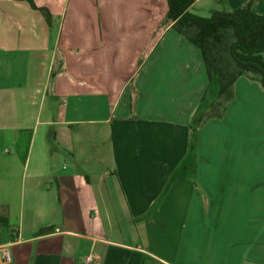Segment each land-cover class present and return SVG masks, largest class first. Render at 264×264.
<instances>
[{"label": "crops", "instance_id": "0c3cea01", "mask_svg": "<svg viewBox=\"0 0 264 264\" xmlns=\"http://www.w3.org/2000/svg\"><path fill=\"white\" fill-rule=\"evenodd\" d=\"M32 1L49 26L0 0V264H264L261 86L238 78L193 149L189 124L216 98L195 47L167 25L158 51H115L70 0ZM248 3L264 16V0L189 11ZM145 4L141 19L166 14V0Z\"/></svg>", "mask_w": 264, "mask_h": 264}, {"label": "trees", "instance_id": "16d2710c", "mask_svg": "<svg viewBox=\"0 0 264 264\" xmlns=\"http://www.w3.org/2000/svg\"><path fill=\"white\" fill-rule=\"evenodd\" d=\"M11 1L28 3L50 25L48 11L37 8L32 0ZM193 2L166 0L163 25H169L199 51L209 85L216 89L214 101L207 103L205 94L202 96L200 103L202 107L207 103L206 107L189 124L190 147L194 149L197 129L209 119L222 118L238 78L256 82L264 90V16L251 12L248 3L231 12L211 11L208 17H200L189 11ZM0 227L11 232L6 215H0ZM49 230L42 229L40 234Z\"/></svg>", "mask_w": 264, "mask_h": 264}, {"label": "rangeland", "instance_id": "374dc122", "mask_svg": "<svg viewBox=\"0 0 264 264\" xmlns=\"http://www.w3.org/2000/svg\"><path fill=\"white\" fill-rule=\"evenodd\" d=\"M71 2L73 8L76 9L73 11V17L83 18L82 22H93L100 27L106 48L110 46L115 51L159 50L157 45L164 28L165 13L162 17L158 14L153 19V23L141 19L138 10L146 6L145 0H80L77 5L76 0H70ZM72 26L73 42L79 43L81 40L80 24L75 21ZM210 89H213V86ZM212 96L214 95L209 90L207 103L211 101Z\"/></svg>", "mask_w": 264, "mask_h": 264}, {"label": "built area", "instance_id": "2783aa9c", "mask_svg": "<svg viewBox=\"0 0 264 264\" xmlns=\"http://www.w3.org/2000/svg\"><path fill=\"white\" fill-rule=\"evenodd\" d=\"M4 263L9 261L8 255L4 254L2 258ZM84 264H99V261L94 256H87L83 259Z\"/></svg>", "mask_w": 264, "mask_h": 264}]
</instances>
